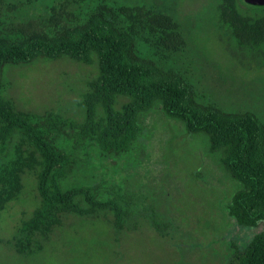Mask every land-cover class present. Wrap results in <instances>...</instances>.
Segmentation results:
<instances>
[{"label":"trees","instance_id":"16d2710c","mask_svg":"<svg viewBox=\"0 0 264 264\" xmlns=\"http://www.w3.org/2000/svg\"><path fill=\"white\" fill-rule=\"evenodd\" d=\"M210 6L213 23L235 49L264 59V6L244 0H211ZM188 44L178 19L146 3L0 0V216L19 199L26 174L35 175L40 199L9 241L17 254L42 252L66 215L103 219L117 233L132 223L134 206L120 186L69 179L78 154L129 153L141 131L140 115L157 103L188 133L205 136L209 151L238 183L227 205L230 219L248 228L264 224V116L206 102L179 66ZM60 58L98 66L78 102L82 121L53 110H19L6 94V66ZM120 98L127 101L118 107ZM150 221L167 236L169 224L156 216ZM232 252L227 264H264V231L242 249L233 245Z\"/></svg>","mask_w":264,"mask_h":264},{"label":"rangeland","instance_id":"374dc122","mask_svg":"<svg viewBox=\"0 0 264 264\" xmlns=\"http://www.w3.org/2000/svg\"><path fill=\"white\" fill-rule=\"evenodd\" d=\"M133 1L181 22L189 44L179 66L193 77L206 102L264 116V59L235 49L213 23L211 0ZM98 73L96 63L60 58L8 65L3 77L6 94L19 110H53L82 121L78 102L87 81ZM125 101L120 98L118 107ZM139 119L141 131L129 153L107 158L94 150L87 158L78 154L80 163L69 179L120 186L134 206L132 223L117 233L103 219L66 215L42 252L19 255L9 241L40 202L36 177L26 174L19 199L0 216V264H227L234 258L233 245L242 249L264 231V224L242 227L228 216L227 205L239 185L209 151L205 136L188 133L160 103ZM153 216L169 224L167 236L156 231Z\"/></svg>","mask_w":264,"mask_h":264},{"label":"water","instance_id":"95a60500","mask_svg":"<svg viewBox=\"0 0 264 264\" xmlns=\"http://www.w3.org/2000/svg\"><path fill=\"white\" fill-rule=\"evenodd\" d=\"M247 4L253 6H264V0H244Z\"/></svg>","mask_w":264,"mask_h":264}]
</instances>
